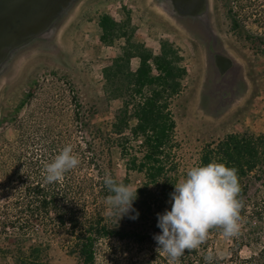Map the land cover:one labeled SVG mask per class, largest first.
I'll use <instances>...</instances> for the list:
<instances>
[{
	"label": "trees",
	"instance_id": "1",
	"mask_svg": "<svg viewBox=\"0 0 264 264\" xmlns=\"http://www.w3.org/2000/svg\"><path fill=\"white\" fill-rule=\"evenodd\" d=\"M232 12L228 8L229 16ZM127 15L126 21L117 22L106 12L99 14L101 43L112 46L124 39L125 44L102 69L97 101L84 103L80 93L72 91L64 130L30 120L14 124V139L0 145V196L5 201L0 230L10 241L0 252L15 264H55L48 256L51 243L40 234L34 243L27 239L32 224L39 226V233L63 232L70 240L69 254L82 264H99L102 242L113 240L136 247L131 264H167V257L158 255L153 237L162 234L157 214L171 210L170 194L179 182L173 156L178 125L172 105L183 92L187 69L179 47L170 39L160 40L157 54L137 40L132 14ZM232 22L238 27V20ZM246 39L257 44L264 57V36L246 35ZM134 58L140 60L136 70L131 65ZM153 65L158 74L153 73ZM260 75L256 95L264 93V69ZM118 100L122 104L110 125L96 123ZM25 102L13 113L18 115ZM69 144L80 164L65 173L61 182L46 183L44 164ZM118 151L126 160L123 178L114 167ZM212 161L237 170L244 205L240 230L229 238L221 228L211 229L206 242L196 250H186L180 264H205L209 252L214 255L213 264H264V132L242 131L208 142L197 166ZM106 174L131 185L134 175L142 176L130 216L121 217L116 209L106 213L103 202L110 194L103 181ZM137 212L139 218L132 219ZM114 254L116 250L107 256L114 258Z\"/></svg>",
	"mask_w": 264,
	"mask_h": 264
},
{
	"label": "rangeland",
	"instance_id": "2",
	"mask_svg": "<svg viewBox=\"0 0 264 264\" xmlns=\"http://www.w3.org/2000/svg\"><path fill=\"white\" fill-rule=\"evenodd\" d=\"M162 2L73 0L70 7L58 14L55 23L49 17L38 35H20L0 60V145L14 139V124L30 120L64 130L70 119L72 91L79 92L84 103L97 101L102 81L98 73L112 62L122 46L120 41L110 48L97 44L101 34L99 14L105 12L120 22L126 21L130 12L139 29L137 40L153 48L161 39L168 38L185 58L187 76L183 92L172 105L178 125L173 156L179 181L189 168L198 165L200 152L208 142L242 131L264 132V93L255 94L264 57L260 56L258 45L253 46L246 39V35L264 36V0H203L191 16H172ZM228 8H233L230 16ZM235 19L238 27L233 25ZM216 55L232 59L229 71L219 72ZM28 94L33 96L28 99ZM25 100L23 110L14 114ZM121 104L120 100L112 102L111 111L96 123L109 126ZM125 164L126 160L116 152L114 167L119 178L125 176ZM141 180L142 176H133L134 188ZM4 203L0 196V209ZM103 205L109 215L112 209L105 201ZM130 214L131 210L125 216ZM32 225L27 239L34 243L40 236L51 243L48 256L55 264H82L77 256L69 254L70 240L63 232L39 233V226ZM8 243L0 230V249ZM100 248L99 264H131L130 259L137 255L136 247L129 242L103 241ZM115 250L114 258L107 256ZM0 264L15 261L0 252Z\"/></svg>",
	"mask_w": 264,
	"mask_h": 264
},
{
	"label": "clouds",
	"instance_id": "3",
	"mask_svg": "<svg viewBox=\"0 0 264 264\" xmlns=\"http://www.w3.org/2000/svg\"><path fill=\"white\" fill-rule=\"evenodd\" d=\"M80 161L71 144L63 147L51 162L45 163L43 175L46 183H57L65 173L75 169ZM110 193L105 198L110 209H116L121 217L132 209L137 189L131 184L118 182L111 175L103 178ZM242 189L235 168L212 161L207 165L189 168L185 177L174 185L170 194L171 210L157 214V227L162 234L154 235L159 256L167 257V264H180V258L198 249L206 242L209 231L221 228L222 235L233 237L240 230V210L243 208ZM132 219H138L139 213ZM205 264H213L214 255L209 252Z\"/></svg>",
	"mask_w": 264,
	"mask_h": 264
},
{
	"label": "water",
	"instance_id": "4",
	"mask_svg": "<svg viewBox=\"0 0 264 264\" xmlns=\"http://www.w3.org/2000/svg\"><path fill=\"white\" fill-rule=\"evenodd\" d=\"M50 0H0V60L5 56V49L11 48L20 35L32 37L38 35L50 17L47 12ZM178 3L184 0H176ZM202 6L203 0H186ZM193 6L191 12L197 9ZM217 65L221 73L227 72L233 64L231 58L218 55Z\"/></svg>",
	"mask_w": 264,
	"mask_h": 264
},
{
	"label": "flooded vegetation",
	"instance_id": "5",
	"mask_svg": "<svg viewBox=\"0 0 264 264\" xmlns=\"http://www.w3.org/2000/svg\"><path fill=\"white\" fill-rule=\"evenodd\" d=\"M72 3H73V0H50L48 3L47 12L51 13L50 18L53 19L51 23H55L56 17L58 18V14H62V12L67 7H70ZM195 5H197V3L188 2L186 0L180 3H178L176 0H163L162 2V7L164 8V10L172 16L174 13H178L183 16H191L193 15V13L191 12V9ZM217 56L218 55L215 56L216 61H217ZM216 65H217V62H216ZM221 74H224V73H221Z\"/></svg>",
	"mask_w": 264,
	"mask_h": 264
},
{
	"label": "crops",
	"instance_id": "6",
	"mask_svg": "<svg viewBox=\"0 0 264 264\" xmlns=\"http://www.w3.org/2000/svg\"><path fill=\"white\" fill-rule=\"evenodd\" d=\"M139 31V29H137V32ZM120 41V44L123 46L124 44H125V40L124 39H120L119 40ZM141 42H143V41H141ZM147 42V41H146ZM144 43V42H143ZM148 43V42H147ZM114 45V44H113ZM112 45V46H113ZM149 49H151L152 51H153V53L154 54H157L158 52H159V48H160V44L158 43V45L156 46V47H149V45H147V44H145ZM111 46H109V48H110ZM131 65H132V68L134 69V70H136V69H138V67H139V65H140V60L138 59V58H134L133 60H132V63H131Z\"/></svg>",
	"mask_w": 264,
	"mask_h": 264
},
{
	"label": "built area",
	"instance_id": "7",
	"mask_svg": "<svg viewBox=\"0 0 264 264\" xmlns=\"http://www.w3.org/2000/svg\"><path fill=\"white\" fill-rule=\"evenodd\" d=\"M118 9L120 10V9H121V6H120ZM114 12H115V13H118L117 10H115ZM107 14H109V13H107ZM110 16L113 17V14H111ZM113 18L115 19V17H113ZM115 21L120 22V20H118L117 18L115 19ZM100 32H101V29H100ZM101 34H102V33H101ZM101 34H100V36H101ZM100 36L98 37V41H96L97 44H98V42L101 43V41H100ZM153 68H154V65H153ZM102 69H103V68H101V71L98 73L101 79H102ZM153 73H154V74H158V72L156 71L155 68L153 69Z\"/></svg>",
	"mask_w": 264,
	"mask_h": 264
}]
</instances>
